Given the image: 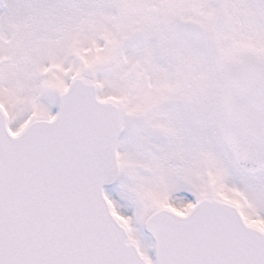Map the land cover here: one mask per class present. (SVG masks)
<instances>
[{
	"label": "snow or ice",
	"instance_id": "snow-or-ice-1",
	"mask_svg": "<svg viewBox=\"0 0 264 264\" xmlns=\"http://www.w3.org/2000/svg\"><path fill=\"white\" fill-rule=\"evenodd\" d=\"M0 264H264V0H0Z\"/></svg>",
	"mask_w": 264,
	"mask_h": 264
}]
</instances>
